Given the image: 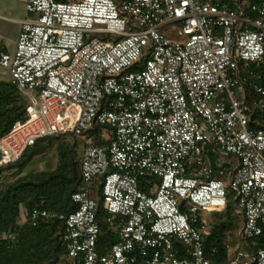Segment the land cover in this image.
Here are the masks:
<instances>
[{"label": "built area", "instance_id": "built-area-1", "mask_svg": "<svg viewBox=\"0 0 264 264\" xmlns=\"http://www.w3.org/2000/svg\"><path fill=\"white\" fill-rule=\"evenodd\" d=\"M25 10L14 48L0 46L24 99L0 133V166L93 124L113 139L82 149L74 211L33 209L24 221L64 224L65 264H214L205 215L224 211L231 190L240 239L257 247L248 264H264V126L253 123L264 86H251L253 101L246 91L264 59V0H25ZM97 185L115 225L101 248Z\"/></svg>", "mask_w": 264, "mask_h": 264}, {"label": "trees", "instance_id": "trees-1", "mask_svg": "<svg viewBox=\"0 0 264 264\" xmlns=\"http://www.w3.org/2000/svg\"><path fill=\"white\" fill-rule=\"evenodd\" d=\"M113 1L118 3L120 0ZM142 67L140 62L128 71H140ZM248 72H251V75L249 73L246 75L248 79L246 91L249 100L253 101L256 96L251 86H264V59L260 64L250 66ZM23 104V97L10 81L0 82V133L7 131L21 116L20 106ZM255 122L264 126V115L259 112L254 113L253 123ZM66 136L76 138L70 133H62L39 139L23 152L16 163L0 166L1 179L7 171L22 172L34 156L43 154L53 145L58 156V164L54 171L16 179L13 183L4 186L0 185V236L6 233L17 236L16 242L12 245L0 239V264H57L61 258L65 257L66 251L61 241L64 232L62 222L38 219L36 225L32 226L24 219L33 209L64 214L76 209L71 201V195L81 187L77 160L78 143L64 142ZM77 139L85 142L83 148L85 146L107 147L113 139V129L106 125L93 124L81 138ZM142 189L145 190L143 187ZM93 192L96 202V220L100 227L97 245L99 248L104 245L110 246L114 242L112 233L115 225L106 223L107 214L103 208L101 186L97 185ZM233 199L234 194L229 190L227 206L220 217L231 219V216L236 215ZM183 209L182 205L181 210ZM230 226L228 222H220L213 227L204 241L205 256L214 264H224L227 261L228 251L223 241V234ZM247 242L249 243L248 252L254 256L257 247L252 241ZM175 249L178 257L185 256L181 245L176 244Z\"/></svg>", "mask_w": 264, "mask_h": 264}, {"label": "rangeland", "instance_id": "rangeland-1", "mask_svg": "<svg viewBox=\"0 0 264 264\" xmlns=\"http://www.w3.org/2000/svg\"><path fill=\"white\" fill-rule=\"evenodd\" d=\"M169 35L172 38L175 36L174 33H169ZM4 82H8L7 78L4 79ZM234 92L238 93L237 89L234 90ZM75 141L78 143L77 160L79 161L85 142L81 139H73L72 137L67 136L64 138V142L66 143L74 144ZM57 164L58 156L56 148L53 145L43 154L34 156L22 172L17 173L13 170L5 172L3 177L0 179V185L4 186L6 184L13 183L16 179L29 178L42 173L52 172L55 170ZM221 214L222 212L208 214L205 215V218L211 230L220 222H228L231 225L230 228H228L223 234V241L228 251V261L226 264H245L246 262H250L253 259V255L248 252L249 243L241 240L239 236L242 219H240L237 215L231 216V219H226L224 217H220ZM4 235L5 234L1 235L0 239H3ZM57 264H65V257L61 258Z\"/></svg>", "mask_w": 264, "mask_h": 264}, {"label": "crops", "instance_id": "crops-1", "mask_svg": "<svg viewBox=\"0 0 264 264\" xmlns=\"http://www.w3.org/2000/svg\"><path fill=\"white\" fill-rule=\"evenodd\" d=\"M27 17L25 0H0V46L4 50L11 51L14 48L20 30L19 22ZM5 78L10 81L9 75L0 68V82H4Z\"/></svg>", "mask_w": 264, "mask_h": 264}]
</instances>
